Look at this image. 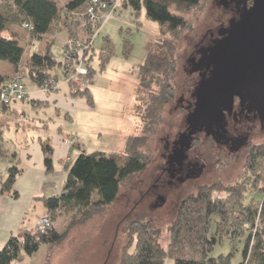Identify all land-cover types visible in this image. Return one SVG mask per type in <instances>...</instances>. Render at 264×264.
Segmentation results:
<instances>
[{"label": "trees", "instance_id": "obj_1", "mask_svg": "<svg viewBox=\"0 0 264 264\" xmlns=\"http://www.w3.org/2000/svg\"><path fill=\"white\" fill-rule=\"evenodd\" d=\"M91 1H68L63 9V16L57 1L0 0V61L9 62L14 75L21 79L23 77L20 74V68H24L26 77L32 84L40 88L45 86L52 77H57L54 73L55 69L59 67L64 71L65 68L60 66L63 62L54 55L53 43L57 32L70 28L67 11L79 10L85 14ZM100 1L108 6L116 2V0ZM201 1L124 0V4L134 9L135 13H140L143 7L146 8L147 18L156 21L161 28L166 29L164 34L168 33L169 37L162 38L152 45L145 60L139 65L138 82L134 92L137 99L134 114L141 119L140 132L127 138L125 153H108L99 150L87 153L83 149L73 161L66 164L67 179L63 183L62 192L51 198L60 210L79 209L81 220L86 221L97 212L108 209V206L118 199L122 184L147 168L152 159L147 148L151 135L157 131L164 106L171 103L175 97L172 78L177 66V38L184 31L194 30L193 23L186 20L183 14L187 9L198 7ZM12 25L25 29V42L29 49L35 43L46 40L45 52L40 53L35 50L30 52L28 58H25L26 48L21 46V39L14 33H10ZM122 42V53L125 58H129L133 43L126 37ZM102 43L99 68L87 65L90 71L88 78L91 79L88 81V86L81 88L76 94L79 98L85 99L90 107L95 105V98L89 86L93 83L96 74L104 70L112 57L116 55L112 38L104 36ZM8 77L11 76L0 74V88ZM144 89L148 97L142 101L144 98L141 92ZM2 141L3 135L0 129V155L4 154ZM41 145L45 156V166L48 172H51L53 145L48 140L42 141ZM249 147L247 163L240 174L242 180L239 179V183L226 186L227 189L223 187L229 192L227 199L214 194L218 187L222 188L221 181L200 186L195 194L186 196L179 204L175 220L171 224L170 242L165 248L158 238L159 229L155 228L151 222L132 220L125 226L132 237L123 247L119 263L167 264V258H170L174 260V264H232L234 252L228 255L220 254L217 257L211 256L215 247L209 237L214 217L221 218L218 222L221 226L230 202L229 198H231L239 213L237 220L240 225L238 226L245 232L239 238V242H242V238L246 236L243 242L241 264H264V143ZM120 158H123V164L119 163ZM20 172L21 169L16 164L10 166L2 191H10L14 196L17 195L13 187ZM246 179L252 180L250 185L261 194V200L253 196L247 200ZM51 210H54L55 214V208ZM228 216L229 214L224 222L226 225L231 218ZM232 231L230 241L239 235V232ZM48 233L49 237H46L44 233L32 229L22 230L19 235L12 236L0 250V264H11L15 260H21L23 252L32 256L36 247L43 241L54 245L61 242L66 235V232L60 233L54 227ZM218 233L223 239L224 233ZM134 235H136L135 239Z\"/></svg>", "mask_w": 264, "mask_h": 264}, {"label": "rangeland", "instance_id": "obj_2", "mask_svg": "<svg viewBox=\"0 0 264 264\" xmlns=\"http://www.w3.org/2000/svg\"><path fill=\"white\" fill-rule=\"evenodd\" d=\"M53 1H57L60 12L64 16L63 9L70 0ZM116 2L114 8L108 5L101 8L99 3L92 4L91 7L89 5L88 8H91L90 14L88 8L85 10V14L79 10L67 11L69 13L68 24L70 28L57 32L53 43L54 55L63 62L60 66L65 67L64 71L59 67L55 69L54 73L57 77H52L41 88L47 91H55L59 83L65 85L73 96L78 97L76 94L81 88H86L89 84L88 81L91 79L88 78L90 71L87 65L99 67L102 40L104 36H109L115 43L116 55L107 64L105 72L98 75L95 84L92 85L93 91L101 104V108L110 109L112 115L115 117L120 116L123 121L133 122L134 118H132V113L129 110L132 106L135 107L137 103L134 90L137 87L139 65L145 60L149 48L160 39L169 37V34H164L166 29L161 28L159 23L147 18L146 8L143 7L140 13H135L134 9L124 4V0H116ZM99 10L102 11V13H99L102 16L98 15L99 18L92 21L91 14H97ZM183 17L193 23L194 30L184 31L177 38V66L172 78L175 97L171 103L164 106L157 131L151 135L147 148L152 159H150L147 168L122 184L118 199L110 204L108 209L97 212L86 221L81 220L79 209L60 210L57 205L54 214V210L48 208L46 202L45 206L48 212L43 216L50 219L52 226L58 232H66L64 239L61 242L54 243V245L43 241L36 247L32 256L23 252L22 259L15 260L11 264H120L123 247L130 242L129 239L132 237H130L131 234L125 227L129 222L137 219L151 222L155 228L159 229L158 238L165 248L170 242L171 224L175 220L179 204L186 196L195 194L200 186L213 184L217 181H221V187L226 189L230 184L239 183L240 174L247 163L245 156L248 151L244 149L243 145L238 149L237 156L232 155L225 158L222 156H227V154L222 153L220 155L218 148L213 147L211 142L204 144V146L199 144L197 148L203 147L202 151L205 152L203 160L207 162L209 170L204 174L197 173L188 177L184 176V184L175 180L171 172L167 171L169 152L166 147L168 143L176 139L177 134L182 129L188 128L187 115L189 111L186 110L185 106L181 105L179 108L177 105L183 97H190L191 91L196 85L193 81L199 79L198 74L191 69L190 57L197 46L209 42L212 33H219L223 26L228 27L232 15L227 12L221 1L202 0L198 7L187 9ZM87 23L90 24L87 25ZM98 30L99 34L93 37ZM24 32L26 33L25 29ZM23 35L21 46L26 48L25 58H28L30 52H35V50L40 53L45 52L46 40L37 42L30 47L31 49H28L25 42L26 34ZM124 37L130 39L133 43V49L128 58L131 64L124 62L125 56L122 53V40ZM73 40L76 54L70 55L67 60L68 42ZM25 73L26 70L24 69L21 76L24 84L29 87V79L23 76ZM70 76L73 78H70ZM27 96L28 91L26 98ZM108 96L112 97L111 101L108 100ZM141 96L144 98L142 101L147 99L145 89L141 92ZM26 98L16 102H24ZM121 119H118V121ZM135 119H137V131L134 135H137L140 132L142 122L139 117L135 116ZM14 121L16 123L22 122L20 116H16ZM255 135L253 143H264V130L258 131V134ZM68 137H70L69 143L65 140ZM63 143L79 150V152L82 150L76 135L64 136ZM66 161V164L70 163L69 159ZM119 163L123 164V158H120ZM251 181V179H246L245 195L247 200L251 196L261 200V194L257 193L254 187L250 185ZM222 188L219 189L218 187L214 194L217 197L227 199L229 192ZM61 192L62 189L58 194ZM229 199L231 203L229 202L227 206L221 226L218 225L221 218L214 217L213 227L209 234L215 247L211 252V256L217 257L220 254L228 255L234 252L232 264H241L243 260V242L246 236L242 238V242H239V238L245 232L238 226L240 224L237 220L239 219L237 207L232 203L233 199ZM228 214V217L231 218L228 223L230 226L227 227L228 224L226 225L224 222L228 219ZM42 217L38 218L37 222ZM35 228H38V223ZM232 230L239 232V235L230 241ZM218 232L224 233L223 239L218 235ZM133 238L135 239L136 235ZM167 264H174V260L167 258Z\"/></svg>", "mask_w": 264, "mask_h": 264}, {"label": "crops", "instance_id": "obj_3", "mask_svg": "<svg viewBox=\"0 0 264 264\" xmlns=\"http://www.w3.org/2000/svg\"><path fill=\"white\" fill-rule=\"evenodd\" d=\"M10 33L20 39L25 34L24 28L16 25H12ZM129 60L124 58L126 64H131ZM20 69L21 74L24 69ZM104 70L96 74L89 86L95 98V105L92 107L85 99L73 96L65 85L58 83L57 90L47 91L29 80L30 86L26 85V100L0 109L4 149V154L0 155V250L12 236L19 235L22 230L35 229L38 218L48 212L45 206L48 200V208L57 207V203L51 198L61 191L67 179L66 160L71 162L79 155V150L63 143L64 136L76 135L82 150L87 153L97 150L121 153L125 151L127 138L137 131L133 106L129 110L134 118L133 122L123 121L120 116L112 115L110 109L100 107L92 85ZM0 74L14 75L9 62L0 61ZM23 76L27 78L26 73ZM108 98L112 100L111 96ZM16 116H20L22 122L16 123ZM46 140L53 145L51 172L45 166L41 145ZM13 164L21 169L13 187L16 196L10 191H2Z\"/></svg>", "mask_w": 264, "mask_h": 264}, {"label": "flooded vegetation", "instance_id": "obj_4", "mask_svg": "<svg viewBox=\"0 0 264 264\" xmlns=\"http://www.w3.org/2000/svg\"><path fill=\"white\" fill-rule=\"evenodd\" d=\"M226 7L227 12L232 15L228 27L219 30V33H212L209 42L197 46L190 57L192 70L198 74V80L188 98L180 99L179 108L185 106L188 112V128L180 131L176 139L168 143V165L167 171L171 172L173 178L184 184L185 177L197 173L208 172V164L203 160V147L197 148L199 144L211 142L213 147L218 148L221 155L226 153L228 156L238 155L240 146L243 145L246 151L249 146L258 145L253 143L255 134L264 130V95L260 99H253L244 91L241 96L236 94L231 105L224 102L220 103L218 111L212 116L199 122L195 119L199 104L204 98V82L212 77L214 65L210 60L213 54L211 49L217 42L229 36L228 32L232 29V23L240 21L243 14H250L260 0H219ZM207 50V58L204 51ZM211 50V52L209 51ZM190 145V146H189ZM197 148V149H196ZM201 149V150H200ZM243 150V149H242ZM238 151V152H237ZM192 153V154H191ZM221 157V158H222ZM235 157V156H234ZM247 157V155L245 156ZM220 158V157H219ZM218 158V160H220ZM166 169V168H165Z\"/></svg>", "mask_w": 264, "mask_h": 264}, {"label": "water", "instance_id": "obj_5", "mask_svg": "<svg viewBox=\"0 0 264 264\" xmlns=\"http://www.w3.org/2000/svg\"><path fill=\"white\" fill-rule=\"evenodd\" d=\"M232 26L229 36L211 49L214 69L204 82V98L194 115L199 122L217 112L220 103L231 105L236 94L247 91L255 100L264 95V0Z\"/></svg>", "mask_w": 264, "mask_h": 264}, {"label": "built area", "instance_id": "obj_6", "mask_svg": "<svg viewBox=\"0 0 264 264\" xmlns=\"http://www.w3.org/2000/svg\"><path fill=\"white\" fill-rule=\"evenodd\" d=\"M95 3H97V4L99 3L101 8H104V7L107 6V4H105L103 2H100V0H92L91 3H90V7H91L92 4H95ZM116 3H114V5H112L113 8H114V6H116ZM90 7L87 9L88 13L91 11ZM96 10H97V8H96ZM99 13H102V11L99 10L97 12V14L96 13L95 14H91L92 21L93 20L95 21V20H97L99 18V16H102ZM89 24L87 23V25H89ZM98 34H99V30L97 31V33H95L93 35V37L98 35ZM73 43H74V40L68 42L69 51L67 52L68 54L66 56L67 60L69 59L70 55L76 54V49L74 48V44ZM70 78H73V77L70 76ZM27 91L28 90L26 89V85L24 84L23 79H21L19 76L14 75V76L6 78L5 81L3 82L1 88H0V109H4V107L11 106L16 101H21V100L25 99ZM69 138L70 137L65 138L67 143H69V141H70ZM46 225L51 226L52 224H51L50 219L47 216H43L38 221V229L39 228L42 229L43 226H46Z\"/></svg>", "mask_w": 264, "mask_h": 264}, {"label": "bare ground", "instance_id": "obj_7", "mask_svg": "<svg viewBox=\"0 0 264 264\" xmlns=\"http://www.w3.org/2000/svg\"><path fill=\"white\" fill-rule=\"evenodd\" d=\"M53 226H49V225H46V226H43L42 229H38V228H35L34 230L38 231L39 233H44L46 237H49V233L48 231L52 228Z\"/></svg>", "mask_w": 264, "mask_h": 264}]
</instances>
